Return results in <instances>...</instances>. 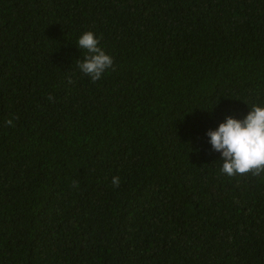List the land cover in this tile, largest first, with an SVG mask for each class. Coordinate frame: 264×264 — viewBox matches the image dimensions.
Wrapping results in <instances>:
<instances>
[{"label": "trees", "instance_id": "16d2710c", "mask_svg": "<svg viewBox=\"0 0 264 264\" xmlns=\"http://www.w3.org/2000/svg\"><path fill=\"white\" fill-rule=\"evenodd\" d=\"M262 103L264 0H0V264H264V170L205 135Z\"/></svg>", "mask_w": 264, "mask_h": 264}, {"label": "clouds", "instance_id": "9594fccd", "mask_svg": "<svg viewBox=\"0 0 264 264\" xmlns=\"http://www.w3.org/2000/svg\"><path fill=\"white\" fill-rule=\"evenodd\" d=\"M76 46L83 50L77 68L91 81L98 80L111 67V56L99 46L92 31H82ZM5 123L11 125L12 120ZM205 135L211 149L219 154L221 173L232 176L251 171L256 175L264 170V103L247 106L246 113L239 117L225 115ZM111 183L117 185L119 177L112 176Z\"/></svg>", "mask_w": 264, "mask_h": 264}]
</instances>
